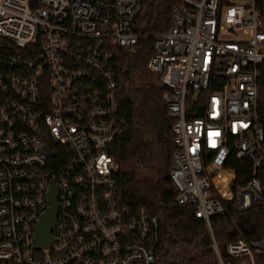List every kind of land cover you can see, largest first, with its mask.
Listing matches in <instances>:
<instances>
[{
  "label": "built area",
  "instance_id": "1",
  "mask_svg": "<svg viewBox=\"0 0 264 264\" xmlns=\"http://www.w3.org/2000/svg\"><path fill=\"white\" fill-rule=\"evenodd\" d=\"M139 10L138 0H0V264H155L159 214L119 201L110 153L126 124L114 51L138 44ZM153 46L174 202L208 226L224 215L212 177L235 157L251 165L237 211L260 203L264 0H176ZM53 187V242L36 249ZM213 247L219 264H261L264 232L227 243L234 261Z\"/></svg>",
  "mask_w": 264,
  "mask_h": 264
},
{
  "label": "trees",
  "instance_id": "2",
  "mask_svg": "<svg viewBox=\"0 0 264 264\" xmlns=\"http://www.w3.org/2000/svg\"><path fill=\"white\" fill-rule=\"evenodd\" d=\"M138 1L140 10L135 16L138 44L132 49H116L113 59L120 115L126 122L123 136L110 149L119 166V201L144 206L150 215L159 214L155 264H219L213 240L222 260L234 261L226 252L227 243L240 237L257 238L264 232V198L244 212L237 211L235 184H243L250 178L251 165L232 157L220 174L212 177L214 189L227 209L224 215L211 217L208 226L194 216L191 206L174 202L177 192L169 179L174 151L172 120L164 104L168 88L160 83L157 73L147 69V62L154 52L155 36L170 26L176 0ZM261 91L264 92V81ZM156 133L160 135L157 138L167 136L168 146L156 140ZM258 177L264 187V161ZM260 262L264 264V255L260 256Z\"/></svg>",
  "mask_w": 264,
  "mask_h": 264
},
{
  "label": "water",
  "instance_id": "3",
  "mask_svg": "<svg viewBox=\"0 0 264 264\" xmlns=\"http://www.w3.org/2000/svg\"><path fill=\"white\" fill-rule=\"evenodd\" d=\"M57 214V202H56V188L53 187L49 196V209L47 213L42 217L41 221L37 225L35 235V248L43 249L47 248L53 242L51 237V230L55 224V218Z\"/></svg>",
  "mask_w": 264,
  "mask_h": 264
},
{
  "label": "rangeland",
  "instance_id": "4",
  "mask_svg": "<svg viewBox=\"0 0 264 264\" xmlns=\"http://www.w3.org/2000/svg\"><path fill=\"white\" fill-rule=\"evenodd\" d=\"M157 133H158V132H157ZM157 133L154 134L155 137H156V136H160V135H158ZM156 140H158V142H159V141H162V142H163V145L168 146V138H167L166 135L164 136V135L162 134L160 138H157V137H156Z\"/></svg>",
  "mask_w": 264,
  "mask_h": 264
}]
</instances>
